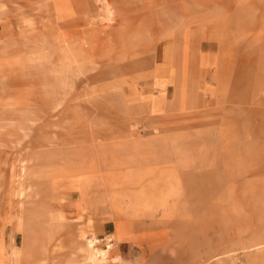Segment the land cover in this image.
<instances>
[{"label":"rangeland","instance_id":"374dc122","mask_svg":"<svg viewBox=\"0 0 264 264\" xmlns=\"http://www.w3.org/2000/svg\"><path fill=\"white\" fill-rule=\"evenodd\" d=\"M67 1L0 0V264L11 244L13 264H87L85 236L117 245L102 225L121 212L149 241L164 220L165 251L135 264H264L247 248L264 241V0ZM103 188L124 209L89 210ZM170 188L172 214L145 216Z\"/></svg>","mask_w":264,"mask_h":264},{"label":"crops","instance_id":"0c3cea01","mask_svg":"<svg viewBox=\"0 0 264 264\" xmlns=\"http://www.w3.org/2000/svg\"><path fill=\"white\" fill-rule=\"evenodd\" d=\"M53 2H55V3L57 2L60 9L62 7H65V8H63V10H67V8H69V3L67 0H53ZM57 4H56V7H57ZM60 16H62V14ZM188 99L191 100V103H194L197 100L196 97L195 98L194 97L189 98V96H188ZM135 164H136V162L133 163V165H135ZM124 168H127V169L123 170ZM131 170H133L132 166L128 167L126 165H123V167L121 169L116 170L117 172L115 174H119L123 178L134 181L136 183H141L139 177L136 175H133V173H131ZM97 171H100V169L97 168L95 164H93V168H91L86 173L88 176L89 175H96L94 173ZM73 174L71 173V175H70L71 177L69 176L71 180H73V179L75 180L79 176H85V178L87 177V175H73ZM99 181L100 180L98 179L96 181V183ZM104 190L107 192L106 193L107 195L104 194L98 198L91 200L92 205L90 207H88L89 210H93V211H95V213L99 214L97 211H99V208L102 205H104L105 203L110 204L112 206V209H117L119 212L122 209H124V207H123L124 201L122 199L123 197H119L118 195H115L114 193L109 192L107 189H104ZM92 192H93V190L85 192V193L81 192L82 195H81L80 201L85 204L87 202V200L89 199L90 194ZM152 194L154 195V199H155V195H156V198L158 197V194H154V193H152ZM158 199H159V197H158ZM134 200H137V199L134 198ZM85 207H86V205H85ZM88 208L86 207V209H88ZM154 208H155V200H154V205H153L151 211L150 212L148 211L145 216L151 215L152 212L155 210ZM156 208H162L159 206V202L156 204ZM134 210L135 209H133L132 211H134ZM164 210L166 211V213L164 214L165 215L164 217H166V216L168 217L169 213L172 214V212H173L172 210H171L172 211L171 212L169 209H164ZM100 214L103 215L102 213H100ZM115 215L116 216L113 217L114 218V225L113 226L112 225H110V226L102 225V228L105 232H109L108 234H111L113 232L117 237L121 238L120 240H118L117 245L115 247L116 253L121 255L122 259H124L125 261L133 262V263L124 262V264H135L137 252L140 254L141 248L148 251V249L146 248V245L150 249L153 248L152 250L154 252H156L158 250H162V247L157 245V239H159V240L161 239L160 237L157 238V235L163 231V230H160V227H164L161 225L164 220H158V219L154 218L156 225H155V227L152 228V230L150 231V234L155 236V237L153 238V241H149L145 227H143L141 225V222L143 219H141L139 222L134 221V223H131L130 220L133 218L127 219L126 217H123L122 212L120 215L117 213ZM152 215L154 216V213ZM94 221H95V219H93V217H92V219H90V222L93 224ZM94 227H96V226L94 225ZM162 236H163V234H162ZM254 248L255 247H251L249 249V251H255L256 248L255 249ZM162 251H165V250H162ZM173 251H174V248L172 246L170 248V252H173ZM226 253L227 252H224L222 255L224 258H226L228 255L232 254V253H229V254H226ZM153 254L154 253L150 254L149 256H152ZM253 259L254 258H252V260Z\"/></svg>","mask_w":264,"mask_h":264},{"label":"bare ground","instance_id":"6f19581e","mask_svg":"<svg viewBox=\"0 0 264 264\" xmlns=\"http://www.w3.org/2000/svg\"><path fill=\"white\" fill-rule=\"evenodd\" d=\"M88 40L91 39V35L89 37H87ZM10 43V42H9ZM38 50V49H37ZM86 52V51H84ZM68 56L71 57V54L69 52H67ZM33 58L39 60V59H48L50 57V53L48 52V47H44L42 50H39V52L37 53H34L33 54ZM51 58V57H50ZM44 68V67H43ZM191 97V96H189ZM190 102V100H189ZM132 158V157H131ZM119 168L121 169V167H123V165H126L128 167L132 166L134 167L133 163L132 162H123V163H119ZM139 171V169H138ZM131 173H133V175H136V172L135 170H131ZM89 177V176H88ZM139 177V176H138ZM88 180V178H86ZM89 180H90V177H89ZM96 181V180H95ZM90 181L87 182V184L89 183ZM86 183V181H85ZM91 183V182H90ZM94 183V182H93ZM86 184V185H87ZM173 192V189L170 188L168 190H163V191H160L159 194H158V197L156 198V195H155V208L156 209V204L159 202V206L164 208V209H170L169 207V204H168V196ZM159 200V201H158ZM154 213V211L152 212V214ZM151 214V216H153ZM154 217V216H153ZM134 221V220H131V222ZM144 221V219L142 220V222ZM134 223V222H133ZM45 225V224H44ZM86 238L84 239V242L81 243V246H82V256L85 258V261L87 262V264H90V261L93 257V254L94 253H97V252H106L107 253V264L111 263L112 261L115 260V258L117 256H121V255H117L114 259L112 258V253L113 251L115 250V247L116 245L114 243L111 242L110 240V237H109V240L107 241V247L105 249H100V248H97V243H99V241L101 240L100 238H97L93 233L90 237L88 236H85ZM251 247H255L254 249L255 250H263L264 249V241H259V242H256L255 244L247 247V248H251ZM11 252L9 253V256H10V263L13 264V261L18 258L19 254L21 253V248L20 246H17V245H14V244H11ZM248 249V250H249ZM222 254H213V255H210L209 257H207L203 262H200L199 264H207L208 262H216V264H225V261L223 260L224 257L222 256ZM262 257H264V253L262 254ZM74 258V257H72ZM20 259V258H19ZM104 257H99L96 261V264H100V261L103 260ZM259 263V259H253L251 261V264H258Z\"/></svg>","mask_w":264,"mask_h":264},{"label":"clouds","instance_id":"9594fccd","mask_svg":"<svg viewBox=\"0 0 264 264\" xmlns=\"http://www.w3.org/2000/svg\"><path fill=\"white\" fill-rule=\"evenodd\" d=\"M107 239V237H106ZM99 257H104L103 260L100 261V264H107V253L106 252H97L93 254V257L90 261V264H96V261ZM113 264H124V260L121 256H117L113 261Z\"/></svg>","mask_w":264,"mask_h":264}]
</instances>
